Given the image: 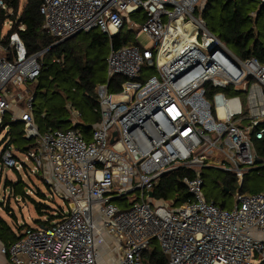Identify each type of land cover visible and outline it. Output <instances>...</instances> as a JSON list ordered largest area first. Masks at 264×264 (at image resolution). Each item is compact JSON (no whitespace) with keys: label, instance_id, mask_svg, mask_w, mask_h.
<instances>
[{"label":"built area","instance_id":"built-area-1","mask_svg":"<svg viewBox=\"0 0 264 264\" xmlns=\"http://www.w3.org/2000/svg\"><path fill=\"white\" fill-rule=\"evenodd\" d=\"M205 2L41 0L43 28L58 42L92 30L112 38L125 23L134 32L130 16L144 12L140 32L152 45L110 47L89 140L76 128L40 131L26 86L39 76L41 53L28 55L17 34L0 46L1 168L40 173L68 206L59 221L26 226L1 247L10 264H150L154 247L166 264H264V190L237 189L234 207L223 209L206 200L202 177L219 169L241 188L264 166L254 146L264 137V63L238 57L207 28L199 14ZM69 113L77 124L81 114ZM7 119L23 124L32 168L16 156ZM178 169L187 170L185 202L149 197ZM136 192L128 206L125 196Z\"/></svg>","mask_w":264,"mask_h":264},{"label":"trees","instance_id":"trees-1","mask_svg":"<svg viewBox=\"0 0 264 264\" xmlns=\"http://www.w3.org/2000/svg\"><path fill=\"white\" fill-rule=\"evenodd\" d=\"M0 1L6 8V10L0 8V46L8 48L10 36L17 34L28 55L41 53L38 58L41 64L39 76L28 88L35 96L33 112L40 131L43 132L49 128L59 130L76 128L81 131L86 140H89L93 127L99 122V116L95 110L97 107L96 88L100 84L106 83L105 61L107 56L101 55V52L103 48L109 52L111 46L117 49L136 44V41L133 40L134 32L127 29L126 23L121 32L112 38L98 30H92L88 33H79L42 53L58 40L48 35L43 28L44 19L39 11L41 0H25L21 7L20 0ZM246 2L251 1L206 0L199 14H201L207 28L219 37L227 47L233 49L243 58L255 57L264 63V43L261 41V39L264 40V33L255 30L256 18H251L250 13L252 12L245 6ZM263 13L264 7L259 6L256 17ZM5 21L11 22V28L4 36H1ZM21 26H23V30H20ZM6 56L11 57V52L7 53ZM99 71L104 74L97 75ZM121 82L122 79L114 80L112 91H117ZM35 107L38 115L35 114ZM69 107L81 114L77 124L71 120ZM6 122L10 127V143L23 152L27 150V146L21 147L19 143V141H25L29 144L22 137V131L16 129L19 124L9 122L8 119ZM254 146L259 159L264 161V137L260 141L255 140ZM211 169L215 168L207 169L208 173L203 172L202 177L209 178L210 183L217 188L218 193H221L223 197L230 195L237 189L240 193L247 194L244 192L245 178L250 174L256 173L264 177V166H260L258 169L249 172L244 177L241 188H238L234 175L221 172L227 175V178L218 180L214 177L215 174L210 173L214 171ZM186 171L178 169L162 176L153 188L154 199L166 201L175 197V202L178 204L185 202L189 195L181 180ZM15 173L21 177L18 172ZM20 181L17 184L6 181V186L15 188ZM13 191L14 189H12V193ZM37 195L44 197L40 192H37ZM22 196L29 199L25 192ZM205 198L220 208L226 209L225 201L219 202L206 196ZM0 206L3 207V204L0 203ZM36 209L38 213L41 212L39 206ZM4 210L9 212L6 208ZM60 219V215L58 219L52 216L46 222L38 221V224L39 227H45ZM21 230L20 233L14 234L8 223L0 216V240H9L11 245L20 238ZM149 259L150 264H166V258L159 247H154Z\"/></svg>","mask_w":264,"mask_h":264},{"label":"rangeland","instance_id":"rangeland-1","mask_svg":"<svg viewBox=\"0 0 264 264\" xmlns=\"http://www.w3.org/2000/svg\"><path fill=\"white\" fill-rule=\"evenodd\" d=\"M24 1L25 0H20V7L23 5ZM245 6H247V8L251 10L252 12L250 13L251 18L252 19L256 18L254 24L255 30H257L260 33H264V13L256 17V12L259 11V5L252 2H246ZM143 16H144L143 11H139L138 13L130 16V20L135 22L136 24V30L133 33V40H135L136 43L141 45L143 48H149L152 45L151 40L144 33L140 32L142 27ZM10 25L11 24L9 21L4 22L1 36H4V34L10 30L11 28ZM261 41L264 43L263 39H261ZM229 49L238 57L243 58L239 56L238 53H236L233 49L231 48ZM101 55L107 56L108 50L103 48ZM0 56H5V52L1 48H0ZM103 74H104L103 72L99 71L97 75L100 76ZM149 75L150 74H148V76ZM26 88H29V85H27ZM244 112H246L245 105H244ZM35 114L38 115L36 107H35ZM16 129L17 131L20 130L22 131L23 124H19ZM2 134L4 135L5 132H2ZM19 143L21 147H26L28 145L25 141H19ZM1 145L2 144L0 137V151L2 148ZM12 146L13 148H17L14 144H12ZM15 154L20 159V161L24 162L29 168H32L34 166L32 161L29 160L26 154L23 151H21L19 148L16 150ZM210 163L212 164V162ZM224 166L227 167L228 163L225 162ZM211 170L214 171H211L210 173L215 174L214 177L217 178L218 180H223L227 178V175L222 174L221 170L219 169H211ZM203 172L208 173V170L205 169ZM18 173L21 177H18V174L11 169H7V168L2 169L0 164V203L3 204V207L0 206V216L8 223L9 227L11 228L14 234L20 233V229L23 230V227L25 225L30 228H37L40 226L38 224V221L46 222L50 219V217L54 216V213H56L54 217H57L58 219V212L63 211L66 213L68 211L67 199L66 198L62 199L60 197L55 196L53 192L54 189H52L51 187L45 184L44 178L40 173L31 174L30 172L24 170ZM203 179L205 180V185L203 187L204 195L206 197H212L213 199H216L219 202H221L222 200L225 201L226 209L231 210L235 205L234 191L230 195L223 197L221 193H218L217 188H215L210 183L209 178L205 177ZM10 180H13L14 184H17L20 180L21 181L15 188H11L9 186H6V181H10ZM12 189H14L13 193H12ZM50 189H52V191ZM263 190H264L263 176L254 173L248 175L245 178V187H244L245 193L251 194L253 192H260ZM23 192H25L28 195L29 199L24 198L22 196ZM37 192H40L44 197H39L37 195ZM13 194L15 195L16 198L14 197ZM138 196H139V192L133 194H127L125 197L128 206L130 205V203L133 202V199ZM174 198L175 197L166 201L171 204V201L173 200L172 201L173 206L179 205L177 202H175ZM36 205L39 206V208H41L40 213H38L36 209L37 207ZM5 208L9 212H6L4 210Z\"/></svg>","mask_w":264,"mask_h":264},{"label":"crops","instance_id":"crops-1","mask_svg":"<svg viewBox=\"0 0 264 264\" xmlns=\"http://www.w3.org/2000/svg\"><path fill=\"white\" fill-rule=\"evenodd\" d=\"M11 181L13 182V180H10V182ZM10 243L11 242L9 240L8 241L7 240H4V241L0 240V248L3 247V246L4 247H9ZM0 264H10L9 261H8V256L2 254L1 252H0Z\"/></svg>","mask_w":264,"mask_h":264},{"label":"water","instance_id":"water-1","mask_svg":"<svg viewBox=\"0 0 264 264\" xmlns=\"http://www.w3.org/2000/svg\"><path fill=\"white\" fill-rule=\"evenodd\" d=\"M76 35H78V34H76ZM76 35H75V36H76ZM73 37H74V36H73ZM71 38H72V37H71ZM69 39H70V38H69ZM66 40H68V39H66ZM66 40L56 42V43L53 44L50 48L44 50L42 53H44L45 51H47V50H49V49H51V48H53V47H55V46L61 44L62 42L66 41ZM114 135H115V134H114ZM148 195H149V197H152L153 193H152V192H149Z\"/></svg>","mask_w":264,"mask_h":264}]
</instances>
